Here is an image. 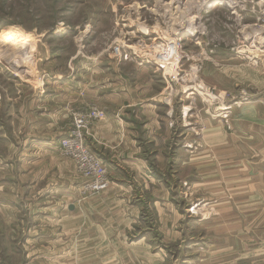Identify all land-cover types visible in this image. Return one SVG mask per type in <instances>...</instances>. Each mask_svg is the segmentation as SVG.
Returning <instances> with one entry per match:
<instances>
[{
  "label": "rangeland",
  "instance_id": "1",
  "mask_svg": "<svg viewBox=\"0 0 264 264\" xmlns=\"http://www.w3.org/2000/svg\"><path fill=\"white\" fill-rule=\"evenodd\" d=\"M227 2L0 0V264H221L213 202L230 196V181L264 177L242 163L231 172L223 158L217 172L204 164L213 150L262 143L264 0ZM67 71L89 99L60 126L74 173H57L53 199L41 190L53 180L41 166V79ZM123 84L135 108H119L128 95L106 103ZM93 109L101 118L82 129L92 154L87 138L107 110L137 117L123 126L135 150L97 148L118 165L108 173L100 160L97 191L60 150L73 115Z\"/></svg>",
  "mask_w": 264,
  "mask_h": 264
},
{
  "label": "crops",
  "instance_id": "2",
  "mask_svg": "<svg viewBox=\"0 0 264 264\" xmlns=\"http://www.w3.org/2000/svg\"><path fill=\"white\" fill-rule=\"evenodd\" d=\"M75 77L76 72L67 71L65 75L48 74L44 79H41V166L52 170V172L46 171V175L47 173L53 175V180L42 185L41 190L45 193L52 191L53 199L58 197L62 190L56 176L58 174L60 176L64 167L70 177L73 172L71 163L61 159L57 148L59 140L62 138L60 126L67 120L69 106L89 99L87 87L83 85L85 89L84 87L82 90L78 89ZM126 95L130 96V102L119 103V108H135L134 97L131 98V92L126 89L125 84L119 86L117 90L109 92L106 103L107 101H117L118 103ZM106 105L104 104L105 107ZM117 113L118 116H115ZM117 113L107 110L108 116L96 125L95 134L93 130L94 135L87 138L91 150L106 166L108 173L113 172V170H109V164H112L116 170L118 166L116 160L106 159V161L97 148L105 151L110 150L112 154L121 149L123 151L135 150V138H129L124 132L123 126L125 123L135 126L137 117L135 115L133 116L134 120H127L120 116V111ZM105 126H108V131L112 133L107 140L101 138L97 133H101L102 127ZM261 139V150L251 149L246 152L251 156L238 150L222 151L218 149L206 155L203 154L205 168L217 172V166L223 158V162L228 165L231 172H237L239 163H242L246 172L264 173V127ZM254 158L259 160V163L254 164ZM129 160L132 162L136 159L129 156ZM45 168L42 169L46 170ZM249 178L240 182L230 181L227 186L231 190L230 196L215 198L213 202L219 215L214 218L215 231L212 235L220 239L215 243L217 248L215 249V260H219L221 264H264V177L255 180V175L251 174ZM65 188L69 189L67 186ZM218 204L221 206L220 210Z\"/></svg>",
  "mask_w": 264,
  "mask_h": 264
},
{
  "label": "built area",
  "instance_id": "3",
  "mask_svg": "<svg viewBox=\"0 0 264 264\" xmlns=\"http://www.w3.org/2000/svg\"><path fill=\"white\" fill-rule=\"evenodd\" d=\"M101 114L93 109L73 115V128L69 136L60 141L61 153L73 161L78 173L86 179L85 189L90 191L102 189L107 183V176L100 159L85 146L82 129H86V122L101 118Z\"/></svg>",
  "mask_w": 264,
  "mask_h": 264
},
{
  "label": "bare ground",
  "instance_id": "4",
  "mask_svg": "<svg viewBox=\"0 0 264 264\" xmlns=\"http://www.w3.org/2000/svg\"><path fill=\"white\" fill-rule=\"evenodd\" d=\"M222 1V3L223 4H227L228 2H227V0H221ZM229 4V3H228ZM192 28V27H191ZM194 28V27H193ZM197 29V28H196ZM145 30V29H144ZM186 111H187V109H184V111H183V114H184V116L186 117L187 116V113H186ZM214 119V118H213Z\"/></svg>",
  "mask_w": 264,
  "mask_h": 264
},
{
  "label": "water",
  "instance_id": "5",
  "mask_svg": "<svg viewBox=\"0 0 264 264\" xmlns=\"http://www.w3.org/2000/svg\"><path fill=\"white\" fill-rule=\"evenodd\" d=\"M70 209H72V207Z\"/></svg>",
  "mask_w": 264,
  "mask_h": 264
}]
</instances>
